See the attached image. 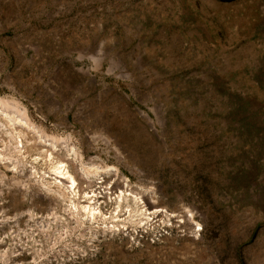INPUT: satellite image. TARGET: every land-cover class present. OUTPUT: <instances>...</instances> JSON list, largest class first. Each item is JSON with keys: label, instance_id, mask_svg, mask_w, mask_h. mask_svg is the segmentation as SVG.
Returning a JSON list of instances; mask_svg holds the SVG:
<instances>
[{"label": "rangeland", "instance_id": "obj_1", "mask_svg": "<svg viewBox=\"0 0 264 264\" xmlns=\"http://www.w3.org/2000/svg\"><path fill=\"white\" fill-rule=\"evenodd\" d=\"M1 100L175 218L68 237L29 134L0 158V264H264V0H0Z\"/></svg>", "mask_w": 264, "mask_h": 264}, {"label": "bare ground", "instance_id": "obj_2", "mask_svg": "<svg viewBox=\"0 0 264 264\" xmlns=\"http://www.w3.org/2000/svg\"><path fill=\"white\" fill-rule=\"evenodd\" d=\"M4 134L7 136V142L0 151V158L10 160L15 167L21 164L18 158L15 160L3 154L11 153L12 156L22 154L23 139H28L29 134L36 136L41 147L47 144L45 157L50 162L48 175L52 181L44 183V187L51 196L67 204L66 213L69 219L67 225L68 228L72 226V230L65 233L68 237L74 233L73 231L80 230L86 222L98 224L101 231L106 233L131 236V232L138 233L139 229L146 232L155 229L153 222L159 216L161 219L156 221L159 222V226L168 225L175 218L174 212L160 209L154 202L147 204L140 193L128 189V182L126 189L123 190L119 183L117 167L103 163L89 164L75 148H69L66 140L48 137L37 130L26 110H23L16 101H0L1 142L5 140L1 138ZM60 145L64 146L63 149H59ZM108 204L112 207L110 212L105 211ZM184 211L187 222L195 221L191 209L184 208ZM56 214L55 212L53 216ZM196 226L199 224L196 223ZM192 227L194 228V225ZM81 235L84 236L83 233Z\"/></svg>", "mask_w": 264, "mask_h": 264}]
</instances>
